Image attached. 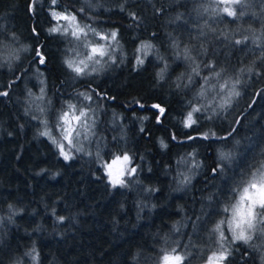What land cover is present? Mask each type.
<instances>
[{
	"label": "trees",
	"instance_id": "1",
	"mask_svg": "<svg viewBox=\"0 0 264 264\" xmlns=\"http://www.w3.org/2000/svg\"><path fill=\"white\" fill-rule=\"evenodd\" d=\"M225 6L0 0V50L11 54L0 57V93H7L0 95V264H159L172 249L182 264H202L220 249L227 264H263L257 233L244 243L230 241L226 223L228 239L214 231L253 168L233 166L227 153L234 146L255 157L252 166L264 162V0L236 7L235 17ZM53 10L75 14L95 33L117 32V63L101 79L68 67L78 43L49 31L60 27ZM28 77L37 93L45 82L49 111L34 108L37 85L32 90ZM82 92L92 96L85 108L95 103L107 113L96 120L90 145L65 143V159L53 139L61 142L65 101ZM211 96L221 99L212 114L205 103ZM189 113L194 123L186 126ZM107 115L116 118V131ZM124 154L135 172L114 186L105 165ZM208 237L216 243L208 246Z\"/></svg>",
	"mask_w": 264,
	"mask_h": 264
},
{
	"label": "snow or ice",
	"instance_id": "2",
	"mask_svg": "<svg viewBox=\"0 0 264 264\" xmlns=\"http://www.w3.org/2000/svg\"><path fill=\"white\" fill-rule=\"evenodd\" d=\"M36 0H33V6L35 5ZM220 3L228 5L223 7L222 11L226 13L228 16L235 17L237 15L236 10L233 5L243 7L244 0H220ZM52 5L57 4V0H51ZM81 11H83L81 9ZM50 15L53 19L60 21L63 20L68 22L67 26L61 27H53L50 28V32H63V34H70L75 37L77 40L81 38V36L87 37V32H85L84 28H81L79 24H75L76 21L75 14H67L60 13L55 10L50 12ZM240 15H244L243 11H241ZM91 31L95 34V30L91 29ZM35 32V28L33 29ZM111 37L113 40L117 36L116 31H112L109 34H106L101 37V39H108ZM247 39V38H245ZM236 43H241V41H236ZM151 45H142V48H150ZM92 55L88 56V59L91 60L95 55L104 56L106 53L102 48L92 47L91 48ZM4 55H11L7 53L6 50H0V57ZM37 56L40 59L41 63H44V58L42 54L37 51ZM18 59V57H15ZM98 62V61H97ZM68 67L72 68L78 75L82 74L84 69L80 66H73L74 62L69 60L66 61ZM81 64L84 62L81 61ZM139 63H143V60H140ZM87 67V65H85ZM219 75V73H217ZM239 83V81H237ZM226 86V85H225ZM7 93H0V95H6ZM238 94V93H237ZM81 95H85L81 93ZM87 99H91L90 96L86 97ZM153 107L159 108V105H154ZM77 108L75 105H68V111L63 112L60 117L59 127L62 132V140L66 141L68 145H72L74 140H76L80 135V129L83 128L87 130V112L83 110H79V114L77 113ZM161 113H163V109H160ZM194 111H199V109H194ZM189 124L186 126H191L192 121V113L188 114ZM44 135H48L47 132L43 133ZM214 135V133L212 134ZM208 134H205V138H207ZM189 139H193V137H189ZM53 143H56L59 147L61 153L64 155L65 159L70 158L68 153L64 151L65 144L63 142H57L53 139ZM130 163V157L127 154L124 155H116L110 163H107L105 167L108 170V176L113 183V185L123 184L124 181L121 179L127 172V174H131L135 172L134 168H127L126 165ZM234 192H238V200L231 205V208H225L224 211L231 212V218L228 221H220V223L216 226L214 231H219L221 236V241L228 239L224 235L222 225L225 223L228 224L229 230L232 233L231 239L233 241H242L244 243H248L252 240L253 236L248 234L250 232L255 233L258 232L260 235H264V162H261L259 166H253L252 170L249 173L248 179L243 182V186L239 189L234 188ZM61 219H63L61 217ZM222 246V245H221ZM184 256L177 253L176 249H172L169 251H164L160 257L159 264H182L184 261ZM227 259L226 250L221 252L219 255H213L208 258V264H221L222 261Z\"/></svg>",
	"mask_w": 264,
	"mask_h": 264
},
{
	"label": "rangeland",
	"instance_id": "3",
	"mask_svg": "<svg viewBox=\"0 0 264 264\" xmlns=\"http://www.w3.org/2000/svg\"><path fill=\"white\" fill-rule=\"evenodd\" d=\"M217 1L220 2V0H217ZM249 4H251V0H244L243 5H245V6L247 5L248 6ZM226 6H228V5H226ZM232 7L236 8L238 6L237 5H233ZM211 21L214 22L213 20H211ZM214 23L216 24V22H214ZM67 24H68V22H65L63 20L59 21L60 27L67 26ZM75 24H79V26L81 28H84L82 26V24L77 19L74 22L73 27L75 26ZM213 28L215 30H217V27L214 26V25H213ZM84 30H85V32L88 33L87 37L81 36V38L79 40H77L75 37L72 36L73 39H75V43L76 44L78 43V44L77 45H72V49L70 51V55H71L70 57L72 58V60L74 62V66H80V67H82L84 69L83 74H81L83 76H81V77H88V75H90V74H97L99 76V79H101L103 76H105L107 74V71L113 65H115L117 63V59H116V48H117V45H116V48L114 46L115 45V39L113 40L110 36L106 40L105 39H101L102 36H104L106 34H109V33H100V32H98V33L94 34L88 28H84ZM82 43H84L86 45V48L81 46ZM92 47L102 48L105 51L106 54L104 56L95 55L93 57V59L89 60L88 56L92 55V53H91V48ZM68 54H69V52H68ZM15 57H17V56H15ZM15 57H14V59H15ZM81 61H83L84 63L81 64L80 63ZM85 65H87V67H85ZM80 79H82V78H80ZM73 80H75V78L72 79V82H74ZM27 83L30 84L31 89L33 90V87L36 84V79L34 77H28ZM69 84H72V83H69ZM35 90H36V92L35 91L34 92L36 94L34 95V97L32 99V102L38 99V103L35 102L36 105H34V108L39 109V111H41V112L49 111V109L51 107V104H52V100L50 99V97L48 95V90H47L45 82H43L39 86V91L43 90V92H38L37 93L38 85L35 88ZM65 90H67V88H65ZM82 93H84L85 95H81V93H79V94L77 93L74 98H72L68 102L65 101V104H67V109H65V108L63 109L62 108L63 109L62 113L65 112V111H68V105L71 104V105H75L76 106V108L78 110L76 114H79V110L86 111L87 114H88V116H87V125H88L87 130H85L83 128L80 129L81 135L76 140H74V142H73V144L75 146H82L85 143L90 145L91 144L90 142L96 139L94 137V134L97 131L96 120L99 118V116H100V114L102 112V109H103V107H101V106L99 107L95 103L92 106H90L91 104H89L85 108L84 106H86V103H90V100L92 101V96L89 93H87V92H82ZM88 96H90L91 99H87L86 97H88ZM220 101H221V99L213 98V96H211V97L206 99L205 103H207L208 106L213 107V110H211V114L214 113V112H217L218 109H216V108H219ZM230 101H231L230 98H228V99L224 98L223 99V104L228 103ZM105 111H106V108L104 107L103 114H104ZM106 113H107V111H106ZM211 114H209V115H211ZM59 124H60V122H59ZM107 124L111 127V129L113 128L116 131L117 120H116V118L114 116L108 117V115H107ZM58 129H59L60 134H61L60 137H59L60 141L63 142L64 144L67 143L66 141L62 140V132H61V129H60L59 126H58ZM111 129L107 130V131H104L103 132L104 133V137H100V138H97V139L99 141H101V140H104L105 137H108L109 135H112ZM69 146L71 147V145H69ZM227 156L230 159H232L233 166L237 165V164H244V163H246V165H248V168H249V166H251V168L254 166V165L252 166V164H253V161H254L253 159L255 157H252V158L250 157L251 160H249V158L247 156H244L243 154L240 155L236 151L234 146L227 153ZM260 163H261V161H258L255 166H259ZM187 166H189V165L187 164ZM126 167L127 168H132L130 163L127 164ZM106 171L108 173L107 168H106ZM181 172H185V171L181 170ZM230 172L231 171L228 170L227 174H229ZM125 175H127V172L125 173ZM123 177H121V179ZM217 196H220V194L217 193ZM238 198H239V196H238ZM238 198L236 199V201L238 200ZM230 218H231V212H229L228 220ZM228 220H226V221H228ZM226 225H227V232L230 234L229 235L230 241H233L231 239L232 233L229 230V226H228L227 223H226ZM256 233H257L258 238L260 239V245L262 247H264V235H260L258 232H255V233L250 232L248 234L253 236ZM206 237L207 236H201V238H203V240ZM219 237L221 238L220 235H219ZM226 237H228V236H226ZM198 242H200V241L199 240L194 241L192 243V246L190 248H188L187 251L190 252L191 249L194 248L198 244ZM207 242H208V246H209V243H211V242H213L214 244L216 243V241L214 239H211L209 237L207 238ZM233 242H238V241H233ZM225 250L226 249H220V250H218L216 252H213V254L210 257H212L214 254L215 255H219L221 252H223ZM261 252H262L263 257H264V248H262ZM226 253H227V251H226ZM178 254H180V253H178ZM180 255H182V254H180ZM227 255H228V253H227ZM202 264H208V260H206ZM221 264H227L226 260L222 261ZM263 264H264V259H263Z\"/></svg>",
	"mask_w": 264,
	"mask_h": 264
}]
</instances>
